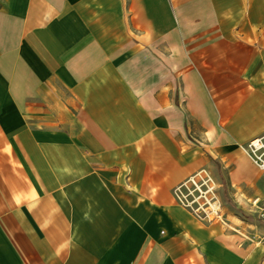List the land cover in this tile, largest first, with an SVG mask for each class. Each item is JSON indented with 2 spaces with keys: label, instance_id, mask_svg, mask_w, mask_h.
I'll use <instances>...</instances> for the list:
<instances>
[{
  "label": "crops",
  "instance_id": "crops-1",
  "mask_svg": "<svg viewBox=\"0 0 264 264\" xmlns=\"http://www.w3.org/2000/svg\"><path fill=\"white\" fill-rule=\"evenodd\" d=\"M263 134L264 0H0V264H264L175 197Z\"/></svg>",
  "mask_w": 264,
  "mask_h": 264
},
{
  "label": "rangeland",
  "instance_id": "rangeland-1",
  "mask_svg": "<svg viewBox=\"0 0 264 264\" xmlns=\"http://www.w3.org/2000/svg\"><path fill=\"white\" fill-rule=\"evenodd\" d=\"M240 149H243L241 145ZM241 152L246 159L249 158L244 161L245 172L253 175L255 164L243 150ZM232 166L224 167L223 162H219L216 158L214 165L205 167L216 183L215 194L220 206V217L205 221L226 223L229 219H235V216L237 219L247 221L249 223L247 228L249 227L253 236L254 250H256L258 246L264 245V223L256 212V204L264 203V174L257 168L258 173L251 178L253 179L251 182L235 183L229 176ZM255 198L258 199L257 203H253Z\"/></svg>",
  "mask_w": 264,
  "mask_h": 264
},
{
  "label": "built area",
  "instance_id": "built-area-1",
  "mask_svg": "<svg viewBox=\"0 0 264 264\" xmlns=\"http://www.w3.org/2000/svg\"><path fill=\"white\" fill-rule=\"evenodd\" d=\"M244 152L264 174V134L250 139L243 147ZM216 183L209 171L201 169L188 177L175 189L179 204L188 208L201 220L220 217V206L215 194ZM257 198L253 203H257ZM258 217L264 221V203L256 204Z\"/></svg>",
  "mask_w": 264,
  "mask_h": 264
},
{
  "label": "bare ground",
  "instance_id": "bare-ground-1",
  "mask_svg": "<svg viewBox=\"0 0 264 264\" xmlns=\"http://www.w3.org/2000/svg\"><path fill=\"white\" fill-rule=\"evenodd\" d=\"M233 180H234V178H233Z\"/></svg>",
  "mask_w": 264,
  "mask_h": 264
}]
</instances>
